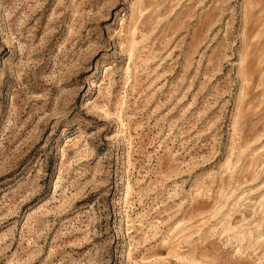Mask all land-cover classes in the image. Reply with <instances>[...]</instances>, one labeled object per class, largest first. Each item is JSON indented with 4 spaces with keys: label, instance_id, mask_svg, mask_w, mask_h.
<instances>
[{
    "label": "rangeland",
    "instance_id": "1",
    "mask_svg": "<svg viewBox=\"0 0 264 264\" xmlns=\"http://www.w3.org/2000/svg\"><path fill=\"white\" fill-rule=\"evenodd\" d=\"M0 264H264V0H0Z\"/></svg>",
    "mask_w": 264,
    "mask_h": 264
}]
</instances>
